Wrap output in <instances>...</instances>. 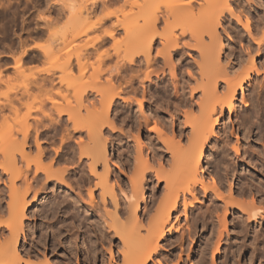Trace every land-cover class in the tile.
Returning <instances> with one entry per match:
<instances>
[{"label": "bare ground", "instance_id": "6f19581e", "mask_svg": "<svg viewBox=\"0 0 264 264\" xmlns=\"http://www.w3.org/2000/svg\"><path fill=\"white\" fill-rule=\"evenodd\" d=\"M141 1L143 2L138 3L140 2L138 0V2L135 3L140 7H137L140 11V13L137 12L138 15L134 16L136 13L131 12V10L129 13L130 17H128L129 19L126 15L127 20L125 22L126 24L124 23L123 30L126 32L128 42H125L126 45L122 48L124 51L120 49L121 51H117L116 53L118 59V72L122 73V71L132 70L134 64L142 62V57H144L145 62H147V69H149V67L153 65L152 63L155 56L153 55L152 57V49L156 45V41H158L157 36L159 37L160 34H162L161 38H163V48L157 51L158 55L170 58L173 48H179L178 50L176 49L175 54H182L184 49L179 47L183 44V42L181 45L179 43L180 36L189 34L190 42H194L193 46H191L197 49L201 59L200 61L194 60L195 65L190 62L191 68L197 67L198 69H194L193 72L189 70V72H187L189 77L183 73L184 78L188 80V82L194 79V81H196L195 84L197 83V85H195L196 87H189L190 95L187 99L185 97L186 102H183L184 100L182 101L183 104L186 103L190 111H183L180 109V106H183V104L181 102L182 99L180 100L181 97L178 95L181 89V91L186 94V88L180 85V80L178 81L176 79L178 77L175 72L173 71L172 73L174 76L173 78L176 79L172 83L178 103V105L175 104V111L172 116L174 117L173 121H179L180 114L183 115L184 120L182 123L179 122L181 126L179 135H176V132H174L173 138H169V136L165 138L164 146L167 147L166 150L169 153V159H171L170 161L166 160L168 166L166 167V165L164 166V164L161 163V166H159L158 163V170L154 171L158 182H164V194H162V198H159L157 202L155 201L157 204L155 203L156 205H154L155 208L153 209V213L149 214L151 207L148 205V199L145 197V187L143 188V185L144 180L149 174L147 170H152L153 168H151V166H153V164L150 165L148 159L144 160L142 153L137 158V164H134L136 165V169L133 173L134 175H132V177L127 176V180H129L131 184V189L129 188L130 191H127V188L122 184L123 177L121 174L116 175L114 173V175H112L114 170L110 166L111 157L108 150L109 142H107L108 139L104 137L106 133V129L104 128L106 126L112 128L113 125H115L112 122L113 120L111 121L112 115L110 117V112L113 110L116 111L115 107L117 104H131L133 98L131 99L130 96L129 99L124 97V92L127 88H123L125 90L120 89V92L117 93L114 92L116 93L115 95H112V92H109L110 96H108V94L107 96L101 94V101H99L100 99L98 97L99 105L101 102V109L99 108L100 111H98L91 104L92 108L88 107L89 105L87 106L86 101L88 104L90 103L88 98H86L87 94L86 96L80 95V93H78L79 95L73 94L75 90L73 85L75 84H69L70 86H67L72 88L73 91L71 95L74 96L71 97L72 99L68 97L71 95L64 97V99H68L66 105L60 103V105L62 104V106H60L56 105L57 103H53L54 111H51V108L48 109L50 110L48 111L44 108L45 106L39 107L36 111L38 110L39 113H42L40 115L41 117H39V115L38 117L32 115L35 111L31 109L32 107L34 108V106H32L29 110H32L30 114L33 117L28 113V115L33 118L32 123H29L31 120L25 124L22 122L23 124L20 123L22 126L19 124L18 127L16 126L17 128H13L14 125L12 127L13 129L11 130L10 128L8 133H6L4 129H0V141L2 142L0 144V213L3 214L5 212L4 214H6L7 211L9 214L7 220H1L0 218V264H74V261H76L75 259H77L76 264H99L97 259L101 254V250L99 251L96 241L92 239L87 240V237L92 238V233H90V231H95V236L99 239L100 242H98L100 244L107 242L111 244L116 243V246L121 248L119 253L123 259L122 264H168V257L166 258L167 255L165 254L166 256H164L161 250V248H165L162 243L163 241H168L169 235L174 236V233H179L173 239L179 238L180 240L177 246L180 250V255H178L179 261L177 262L176 260V262L177 264H182V253L193 231L191 229L192 232H189L187 231L189 229H186V226L189 225V221L185 224H183L180 219L173 222L174 213H178L180 205L184 206L186 212H188L191 207V212L196 211L200 207L205 208L202 209L203 214L199 216H204L207 223H211V221L214 222L215 220L218 222L220 229L216 230L217 234L214 233L215 226H213L211 230H214L213 233L216 234L217 237L215 242H213V249L209 246L212 244L211 240L214 234L212 235V232H210L211 236L208 235L210 238H206L208 239L206 240L207 247H209L208 249H212L210 250L212 252V255H210V257L212 256L210 260L212 264H218L216 263L217 253L221 252L222 242L226 237L229 239L231 236L228 231V220L230 217H232L233 220L238 219L241 223L242 231H239V234L236 233L238 236L242 235L245 238L253 237V241L256 240L255 242L257 244H260V241L262 242V238H264V228H262L264 223V145L262 149L259 150V147L255 149L252 148V143L250 142L244 143L249 134L246 132L247 128L245 127L248 123L245 125V122H240L241 124L239 126V129L243 130V138L246 136L245 140L241 138L236 131H233L236 135V144H227V147L225 146L226 143H224L225 149H222L224 146L221 148L223 151V153H221L222 158L217 157L216 165H219V167L222 165L223 171L220 172L215 163L214 165L216 167L211 164V166L213 165L212 167H214L212 169L210 166L206 169L205 166L209 163L206 159L207 149L213 138L217 136V128L222 121H225L227 117L226 111L229 113V118L236 115L237 119L239 115L238 109L243 106L244 116L242 117L249 118L252 114L251 111H249L250 109H247V106L252 103L250 104V99L246 98V86H250V88H248L250 95L252 92H255L261 97L264 91V60L259 61V63L256 62L257 58H264V27L257 26V28H251L250 19L246 17V26H244L246 27L245 29L248 30L249 37L253 42L249 40L248 46L245 49V55L249 61L248 66L238 71L235 63H230L228 66L226 64V66L222 65L221 56L224 51V42L222 41V36L218 32L221 20L224 17L226 18V12H229L236 18L238 17V21H242L240 16L236 14L235 7H233L234 5H232V3H236L238 0H222L221 4L217 3L216 0H201L199 7H194L193 3L185 4L182 3L181 0H176L175 3L178 2V4L174 6L175 9H172L173 13L171 12V14H174L173 17L181 21H178V24H180L179 33H174V31L171 30L172 28H169L171 32L168 28L167 31L166 29L164 30V33L158 32V28L156 27L162 19L165 18L159 17L158 14L154 15V10L152 14H149L151 7L154 8L156 1L154 3H152V0ZM194 1L195 0H193V2ZM132 4L130 3L133 7L135 4ZM174 10L176 13L178 11V13H181L175 16ZM131 18L134 19L131 20ZM164 21L166 23L168 19ZM224 33L228 34V31L226 32V30H224ZM190 44L185 43L184 45L190 46ZM255 48L257 57L252 53V49ZM25 53L27 52L24 51L21 57H19L20 61H22ZM178 60L180 61V59ZM155 61L154 66L156 65ZM69 66L68 69L64 67L65 70L67 69L68 71ZM178 68H181L180 64H178ZM145 71L143 73L144 75ZM45 72L49 76L42 78V80H40L42 82L40 83L39 81L35 82L38 86L43 88L46 87L48 83L51 84L54 81L53 77H51L53 71L51 72V69L50 71L46 69ZM156 72L155 74L157 75ZM146 73V78L151 79V73ZM68 74H70V72ZM261 76L263 78H261ZM156 77L158 79L160 78L159 75ZM255 80L257 81L256 85L254 84ZM71 82L73 83V81ZM35 83L32 85H35ZM144 84V82L141 83V85ZM52 85H55V82ZM257 87L260 89L259 92L257 91L259 90ZM127 91L130 90L127 89ZM239 92L242 93V105L238 104ZM183 96L182 98H184ZM136 97L134 96V98ZM142 97L147 99L146 97L148 96L145 93ZM144 98L142 100H144ZM260 99L261 98H259L258 101H260ZM56 101L58 102V100ZM121 102H123V104ZM135 102L139 103V109L141 110L143 101L139 99ZM132 104H134V102H132ZM80 105L85 107L84 110L86 109L87 113L89 112V114H86L89 117L85 115L82 116V112H79L81 110H78L81 109L78 108L81 107ZM1 109L2 107L0 108V113H2ZM195 109H197L199 113H195ZM89 110H91V112ZM93 110H96V113H94L96 116L93 115L91 117L90 113L93 114ZM260 111H262V115L259 117L261 119L264 116V105L260 108ZM259 115L260 114L257 113V116L256 114L254 116L258 117ZM254 116L252 117L254 118ZM65 117L67 119H65ZM18 120L20 119L18 118ZM262 120L261 124L264 126V119L262 118ZM146 121H149L148 118ZM149 124L151 123L149 122ZM232 124L235 128L236 125L234 122H232ZM154 127L156 128V126ZM6 128L8 129V127ZM251 130L252 129L249 131L250 133ZM103 132L105 133L103 134ZM252 134L257 136L258 132L254 133V131H252ZM76 135L77 137L75 138ZM21 136L22 138L19 139ZM82 136H84V138ZM59 137L60 145L55 146V144L58 143L56 141ZM250 137L251 135L248 139ZM230 145L231 150H228ZM161 149L164 150V148ZM250 151L254 152L257 157L253 159L252 156V158L249 159L248 157H251L249 156ZM62 152H64V155ZM217 152L219 153V151ZM46 161H49V163H46ZM63 162L65 164H63ZM235 164H246L248 167L252 166L254 168V171L250 170L251 172L247 173L249 176L245 173V180L247 181L244 182L240 179L241 181L238 188L234 182L238 177V172L232 175L229 172V170L232 169L231 167ZM56 165H60V167H56ZM62 165H65V167H61ZM99 168H102L101 173L98 172ZM213 171L218 175V178L214 176L215 174H212ZM5 174H8V179L6 178V181L8 180L7 182L2 180ZM1 181L7 189L1 186ZM92 183H94V187L91 188L90 185ZM88 185L90 188L86 190L88 194V200L86 202L83 194L85 193L84 186L88 187ZM4 189L8 190L9 197L6 207L2 204L5 193ZM59 191L64 193H60L59 195H62L61 200L57 199L59 197ZM50 194L52 196L49 197L51 199L49 203L52 202V212L49 215H51L52 218L47 215L44 219L48 218V221H45L43 227L41 226L39 230H30L33 229V227L29 229L26 224L29 218V209L34 206L36 207L37 204L41 203V201ZM87 194L85 193L86 196ZM29 198H31V200H29ZM110 203L114 206V212L109 211L108 205ZM84 207L87 209L83 214L82 211L85 209ZM80 208H83V210L81 211ZM142 210H144V212L141 217L140 213ZM40 212H42V210ZM68 212H71L70 214H72L71 217L73 221L74 219L81 220L80 222L85 228L82 233L84 235V247L82 249L84 250V256L86 254L84 262L80 261L82 256L80 251L82 249L78 248V245L73 242L75 240L72 239L71 232L73 227L71 222L69 223L67 222L68 220L64 221L60 219L58 215L56 216V214L59 213H66L67 216ZM122 214H128L125 221L122 219ZM40 216H42V214ZM79 217L82 218L79 219ZM185 220H187V218ZM203 221L205 220L203 219ZM254 224L261 228L252 230ZM46 232L52 233L53 239L59 238L61 241L60 245L63 244L65 247L63 253H55V246H53V249L47 247L45 237L46 235L48 236V234ZM35 234H37L36 237H31L30 239V236ZM117 238H119V241H117ZM29 239L30 242L32 241V244L26 249L29 244ZM204 246L205 249H207L206 245ZM203 252V255L196 264H206L208 258H210L206 257V255H209H205V250ZM102 258L101 264H106L104 256H102ZM113 260L112 256V260L109 264H113Z\"/></svg>", "mask_w": 264, "mask_h": 264}, {"label": "rangeland", "instance_id": "374dc122", "mask_svg": "<svg viewBox=\"0 0 264 264\" xmlns=\"http://www.w3.org/2000/svg\"><path fill=\"white\" fill-rule=\"evenodd\" d=\"M127 1H132V2H127ZM139 1L140 2H138V0H114V1L113 0L111 1L109 0H104V1L103 0H0V30H2L7 37L6 39L0 41V108L2 107L1 109L2 113H0V129H4V131L8 133V131H10L9 130L10 128L12 130L16 126L18 127L20 123L25 124L26 122L28 123L30 120L31 121L29 123H32L33 122L32 115H34V117L35 116L38 117V115L39 117H41L40 115L42 113L41 112L39 113L38 110L36 111V109H39V107L45 106L44 107L45 109L48 110L51 108V111H54L53 103H57L56 105H60V103L66 105L68 99H64V97L71 95L73 91L71 87L70 88L68 87L70 86L69 84L71 85L75 84L73 85L75 87L73 94L80 93V95H85V96L87 94L86 98H88V101L90 102L88 104L86 101L87 106L89 105L88 107H91L92 105L98 111H100L99 108L101 105V102L99 105V101L102 100L101 94H104L106 96L108 94V96H110L109 92L110 93L112 92L113 93L112 95H115L117 92H120V89L122 90L123 88L126 87L130 91H127V89L125 88L126 91L124 92L125 93L124 97L129 99L130 96L131 99L133 98L132 102H134V104H132V102L131 104L129 103V105L128 104L124 105L123 102H121L123 105L117 104L118 107L117 105L115 107L116 111L113 110L112 112H110V117L112 115L111 121L113 120L112 122L115 125H113L112 128H110L109 126H106L104 128L106 129L105 130L106 133L110 132L109 133L110 135L106 134L105 132H103V134L105 133L104 137H106V139H108L107 142H109L108 150L111 157L110 166L115 171V172L113 171L112 175H114V173L116 175L117 174L122 175L123 177L122 184L124 185L125 188H127V191L128 190L130 191L131 189L130 188L131 184L129 180H127L128 179L127 176L132 177V175H134L133 173L136 169V165L134 164L135 163L137 164L138 156L142 153L143 159L144 160L148 159V161H150L149 164L150 165L153 164V166H151V168L153 169L147 170L149 174L144 180V185H143V188L145 187L144 188L145 197L148 199V203H149L148 205L151 207V209L149 210V214H151L153 213V209L155 208L154 205L157 204L156 202L159 200V198L161 199L162 194H164L163 193L164 182L163 181L158 182L156 175L154 174V171L158 170V163L159 166H161L160 165L161 163L164 164V166L166 165L167 167L168 165L166 164V160L168 161L171 160L169 159L170 156L166 150L167 147L164 146L165 138H167L168 136L169 138H173L174 132H176V135H179V129L181 127L179 122L182 123L184 120V117L182 114H180L181 113L180 112L178 113L180 114L179 121L177 122L173 121L174 117L172 116L175 111V106L178 105V103L176 101L177 97L172 82L175 81L176 79L178 81L180 80V85L186 88L185 89L186 94L183 91H181L182 90L181 89L178 95L181 97L180 100L182 99L181 102L183 100H184L183 102H186L185 97L187 99L189 98L190 95L189 87L190 88L196 87L195 85H197V83L195 84L196 81H194V79L188 82V80L184 78L183 73L184 75L189 77V74L187 73L189 72V70L193 72L194 69L195 70L198 69L197 67L194 68L192 67L193 68L192 69L190 62L194 64L195 63L194 60L200 61L201 59L198 55L197 49L192 47L194 42L193 41L190 42L191 40L189 39V34H186L185 36H180L179 39L180 45L182 44V42H183L182 45H184L185 43L186 44L191 43L190 46L187 45L179 46L184 49L185 53L183 52L182 54L179 53L177 55L175 54V51L176 49L178 50L179 48H173L171 50L170 58H165L162 55H158L157 51L163 48V42H162L163 38H161L162 34L159 33L160 34L159 37L157 36L158 41H156L157 43L152 49V57L153 55H155L154 61L156 60L155 66L153 61L152 63L153 65H151V67L147 69L148 64H146L147 62H145L144 57H142L143 58L142 62L140 63L138 62L134 64V66H132L133 67L132 70L122 71V73L118 72V59L116 53L117 51H121V50L124 51L122 48L125 47L126 45L125 42L126 43L128 42L126 32L123 30L124 23L126 22L127 18L130 17L129 16L130 10L131 12L136 13L135 15L133 13L134 16L138 15L137 12L140 13L139 11L140 7L135 4L137 2L138 3L143 2L141 0ZM155 1H156L155 5L153 4L154 8L151 7L149 14L150 13L152 14L154 10L153 13L154 15L158 14L159 17L168 19L169 22V24L168 22H166L167 23L166 24L164 21L165 19L161 18L162 21L156 27L158 28V32L164 33L165 29L167 31V28L168 30L169 28L170 29L172 28L171 30L174 31V33L175 32L179 33L180 24H178V21L180 20H177L178 18L173 17L174 14L173 15L171 14L172 9L174 8V6H176V4H178V2L175 3L176 0H152V3H154ZM200 1L201 0H195L193 2L194 4L193 6L199 7ZM216 1L217 3L220 4L222 2V0H216ZM130 3L135 4L132 5L133 7L134 6L136 7L133 8L130 5ZM232 5H234L233 7H235L236 14L240 16L242 21H238L237 20L238 17L236 18L235 16H232L229 12H226V18L224 17L221 20V25H219L218 27V32L222 36V41L224 42V51H225L222 52L221 63L223 66L226 65L228 66L230 63L231 64L235 63L238 71H241L249 64V61L245 55L246 54L245 49L249 43L248 41L250 40L251 42H253L249 37V33L247 32L248 30L245 29L246 17L250 19L251 28H257V26L264 27V0H247V1L238 0V2L232 3ZM174 12H175V16L176 15L178 16L181 13V12L178 13L179 11L176 13L175 10ZM133 19L134 18H131V20ZM224 30H226V32L228 31V34L224 33ZM24 51H26L27 53H25V55L22 58V61H20L19 57H21V54ZM252 53H254L253 55L257 57V54H255L257 53L256 48L252 49ZM178 59H180V61ZM261 60H264V58L262 59L257 58L256 62L259 63V61ZM172 64L173 67L175 66L174 70ZM178 64H180L181 68H178ZM69 65L72 67H70ZM68 66H69L68 71L70 72V74H68L69 72L67 71ZM64 67L67 69L65 70ZM150 68L152 69V71ZM46 69H49V71L51 69V72L53 71L52 73L54 76L52 75L51 77H53L54 81L52 80L53 83L51 84L48 83L47 86L43 88L38 86V84H36L35 82L39 81L40 83L42 82L40 81L42 80V78H44L45 76L46 77L49 76L45 72ZM144 71H145V75L147 74L146 72H148V74L150 72L152 78L151 79L146 78L147 76L143 74ZM173 71L175 72L178 78L176 79L173 78L174 77L172 74ZM155 72L157 73V75L155 74ZM133 74L135 75V77ZM155 75L156 76L159 75L160 78L158 79ZM144 76L147 80L145 78L143 79ZM261 78L263 77L261 76ZM69 80L73 81V83ZM54 82L55 85H52L54 84ZM142 82H144L146 85L145 84H144L145 86L141 85ZM33 83H35V85H32ZM254 84L255 85L257 84L256 80ZM248 88H250V86H246L245 94H246V98L250 99L249 100L250 104L251 103L252 104L247 106V109L248 110L250 109L249 111H251L252 116H254L255 114L257 116V113L260 115L258 117L254 116V118L250 116L252 119L250 117L249 118L242 117L244 116L243 115L244 110L242 109L243 106L239 107L238 109L239 117L237 116V119H236V115H233L231 118H229V113L228 111H226L227 117L225 121H222L220 126L217 128L216 130L217 136L213 138L207 149L208 151H207L206 159L209 161V163L208 165L205 163L206 169L209 166L211 169L214 168L212 166L214 165V163L216 165L217 157L222 158L221 155V153H223L222 149H225V146H227V144H231V145L234 143L236 144V140H235L236 135L233 133V131H236L237 134L240 135L241 138H243V130L239 129L241 123L245 122L244 123L245 125L246 123H248L247 126H245L247 130L246 128L245 130L247 133L251 135L249 139H248V137L250 136L249 134L247 135L248 137L244 136L243 139L245 140V137L247 139L244 141V143L250 142L252 143V148L255 149L259 147V150L262 149L264 145V126L261 123L263 121L262 118L264 119V116L261 119L259 117H261L262 115L261 114L262 111H260V108L264 105V91L262 92L260 97L259 94L255 92H252L250 95V91ZM257 89L259 88L257 87ZM133 91L134 92L136 91L135 92L136 94ZM257 91L259 92L260 89ZM142 93L143 94L146 93V95L148 96L146 97L147 99L142 97L143 96ZM182 94L185 96H183ZM72 96L74 95L68 97L72 99L71 98ZM134 96L137 97L134 98ZM182 96L184 98H182ZM98 97L100 100L98 99ZM143 98L144 100H142ZM259 98H261L260 101H258ZM139 99L143 101L141 110L139 109L140 108V105H138L139 103L135 102ZM56 100H58V102ZM184 104H183L184 107L180 106V109H182L183 111H187V110L190 111L189 107L186 106V103ZM238 104L242 105L241 92H239L238 95ZM257 104L258 106L256 107ZM32 106H34V108ZM60 106H62V104ZM80 106L81 107L78 108L81 109L78 110H81L79 112L80 113L82 112V116L85 115L86 117H89L86 115L89 114V112L87 113L86 109L84 110L85 107H82V105ZM30 108L35 111L32 113V110L31 111L29 110ZM96 110L92 111L93 114L90 113L91 117L93 115L96 116L94 114L96 113L95 112ZM89 111L91 112V110ZM195 111H196L195 113H199L197 109H195ZM30 112L32 113V115L30 114ZM28 113L32 117H30ZM146 117L148 118L149 121H146L147 120ZM18 118L20 120H18ZM65 119L67 118L65 117ZM149 122L151 124H149ZM232 122H234V124L236 125L235 128L233 127ZM154 126H156V128ZM6 127H8V129ZM259 127L262 128L260 129ZM249 128L252 129L251 133L249 132L250 131ZM252 131H254V133L258 132V135L257 136L253 135ZM159 133L162 135H160ZM76 137L77 135L75 136V138ZM82 137L84 138V136ZM21 138L22 136L19 139ZM59 140L60 137L56 141L58 143L55 144V146L60 145ZM1 143L2 142L0 141V144ZM224 143H226L225 146ZM231 145L229 146L230 149L228 148V150H231ZM161 148H164V150ZM217 151H219V153ZM64 152H62L63 155ZM249 156H251L248 157L249 159L252 158V156L253 159L257 157V155L252 151H250ZM46 163H49V161H46ZM63 164L65 163L63 162ZM211 164L213 165L211 166ZM60 165L58 166L60 167ZM58 166L56 165V167ZM216 166L217 169L219 168L220 172L223 171V168L221 167L222 165H220V167L219 165ZM61 167H65V165H62ZM231 168L232 169L229 170L231 175L235 172H238V177L234 181L237 188L239 187V183L241 180L244 182L247 181L245 180V175L247 173H250L251 171H254V168L252 166L248 167L246 164L243 165L235 164ZM98 172L101 173L102 168H99ZM213 172L212 174H215L214 176L218 178V175L215 173V171ZM247 176H249V174H247ZM6 178L8 179V174H5L2 177V180L6 181ZM1 184L2 187L4 186L5 189H7L4 183H2V181ZM93 184L94 183L90 185L91 188L94 187ZM88 188H90L89 185L88 187L84 186V191L86 194H87L86 190ZM5 189H4L5 192L4 200L2 202L4 207L7 206V201L9 199L8 190ZM58 193H59L58 196L60 195V193L64 194L62 191H59ZM85 193L83 194V196H84V200L87 202L88 194L86 196ZM51 196H52L51 194L48 195L45 199L41 201V203L37 204L36 207L34 206L33 208L29 209L28 212L29 218L26 221V224L28 225L29 229L33 227V229L30 230L32 231L39 230L41 226L43 227L45 221H48L47 220L48 218L44 219V217H46L52 212L51 211L52 202L49 203L51 200L49 197ZM61 196H59L57 199L61 200L62 199ZM30 197L32 198L31 195ZM31 198H29V200H31ZM247 198L250 199L249 197ZM108 208L109 211H113V212L115 211L114 206L111 203L108 205ZM191 208H189L188 212H186L184 206L180 205L178 213L175 212L173 216V222H176L178 219H180L183 222V224H185L187 221H189V225H187L188 227L186 226V229L188 228L189 230L187 231L189 232L192 231L194 232V233L192 232L191 234L192 236H190V239L186 244V248L182 253L183 256V260L181 262L182 264H191V261L192 264L198 263V260L203 255L204 250H205V255L206 254L209 255V256L206 255V257H210V255H212V252L210 250L213 249L212 247L213 242H215V240L217 239L216 230L220 229L219 224L216 220L214 221L215 223L212 221L211 223L209 222L207 223L204 216L200 217L201 216L200 214H203L202 209L205 208L200 207L201 209L198 208L196 211L193 212H191ZM80 209L81 211L83 210V208ZM86 209L87 208H85L82 211L83 214L84 212H86ZM41 210L42 212H40ZM143 212L144 210H142V212L140 213L141 217ZM4 213L3 214L0 213L1 220L2 219L7 220L9 217L7 211L6 214ZM70 213L71 212H68L67 216L66 213H61V214L59 213L56 214V216L58 215L60 219L64 221L68 220L67 222L69 223L71 222L73 227V230L71 232L72 239L75 240L73 242L74 244L76 243V245H78V248L82 249L84 247L83 245L84 235L82 233L85 228L81 224L80 222L81 220L74 219L73 221L71 217L72 214ZM41 214L42 216H40ZM127 215L128 214L126 215L124 214L122 216L123 221H125ZM48 217L52 218L51 215H49ZM81 218L82 217H79V219ZM186 218L187 220H185ZM203 219L205 221H203ZM238 222H239L238 219L233 220L232 217H230V219L228 220V226H229L228 231L231 236L229 239L226 237L225 238L226 241L224 240L222 242V249L221 252L217 253L216 263L264 264V238H262L263 240L262 242L260 241V244H257L255 242L256 240L253 241L252 239L253 237H246L247 238L246 239L242 235L238 236L236 233L239 234V231H242L241 223L239 222L240 223L239 224ZM192 223L195 225H193ZM204 224L207 226H205ZM213 226H215V229L214 228L213 229L216 232L214 230L213 231L216 234H214L213 231H211ZM256 228L260 229L261 227L260 226L258 227L254 224L252 230H255ZM262 228H264V223L262 225ZM210 232H212V235L214 234L213 235L214 237L212 236V240H211L212 244L209 246L212 249H208L209 247H207V243H206V240H208L206 238L207 237L210 238L211 236ZM90 233H92V238L87 237V240L92 239L93 241H96L99 247V251L101 250L100 253L102 255L100 254L97 259V261H99V264H101V261L103 259L102 256H104L106 264L110 263V261L112 260V256L114 259L112 262L113 264L116 263L122 264L123 259L119 253L121 248L119 246H116V243L111 244L107 242L108 244L107 243L100 244L99 239H97V237L95 236V231L93 232L90 231ZM47 234L48 236L46 235L45 237L46 241L44 240L47 244V247L49 249H53L54 248L53 246H55V251L53 250L55 253L57 252L60 254L63 253L65 251L64 250L65 247L63 244H62L63 246L60 245L61 241L59 240V238L53 239L52 233H47ZM178 234L179 233H174V236L169 235L168 241L165 242L163 241L162 243L164 245L163 247L165 248L164 249L161 248V250L164 253V256L167 255L166 258L168 257L167 258L169 261L168 264H174V263L177 264V262L179 261L178 255H180L179 253L180 250L177 246L180 240L179 238L173 239ZM36 235L37 234L30 236V239L31 237H36ZM30 239L28 240L29 244L26 249H28V247H30L32 244V241L30 242ZM117 239H118L117 241H119V238ZM204 245H206L207 249H205ZM80 254H82L80 261L84 262L86 254L84 256L83 249L80 251ZM211 257L208 258L206 264H212V261H210ZM75 260L77 261V259ZM76 261H74V264H76Z\"/></svg>", "mask_w": 264, "mask_h": 264}, {"label": "snow or ice", "instance_id": "6c2138e0", "mask_svg": "<svg viewBox=\"0 0 264 264\" xmlns=\"http://www.w3.org/2000/svg\"><path fill=\"white\" fill-rule=\"evenodd\" d=\"M182 3H185V4H192L193 3V0H181ZM6 34L0 30V41H2L3 39H6Z\"/></svg>", "mask_w": 264, "mask_h": 264}]
</instances>
